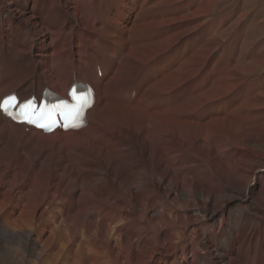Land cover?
<instances>
[{"label": "bare ground", "instance_id": "6f19581e", "mask_svg": "<svg viewBox=\"0 0 264 264\" xmlns=\"http://www.w3.org/2000/svg\"><path fill=\"white\" fill-rule=\"evenodd\" d=\"M72 84L82 128L0 111L1 256L264 264V0H0V99Z\"/></svg>", "mask_w": 264, "mask_h": 264}, {"label": "rangeland", "instance_id": "374dc122", "mask_svg": "<svg viewBox=\"0 0 264 264\" xmlns=\"http://www.w3.org/2000/svg\"><path fill=\"white\" fill-rule=\"evenodd\" d=\"M4 256V255H3ZM3 256H1V253H0V264H12L11 262V260L10 259H8L7 257H3ZM14 264H20V263H16V262H13Z\"/></svg>", "mask_w": 264, "mask_h": 264}, {"label": "snow or ice", "instance_id": "6c2138e0", "mask_svg": "<svg viewBox=\"0 0 264 264\" xmlns=\"http://www.w3.org/2000/svg\"><path fill=\"white\" fill-rule=\"evenodd\" d=\"M13 99H14V98H13ZM7 103H9V102L6 101L5 104H7ZM30 107H31V104H30V103L25 105V108H30ZM81 107H82V105H81Z\"/></svg>", "mask_w": 264, "mask_h": 264}]
</instances>
